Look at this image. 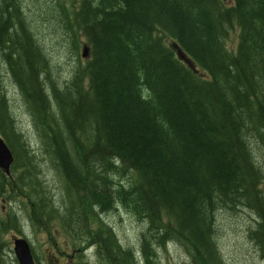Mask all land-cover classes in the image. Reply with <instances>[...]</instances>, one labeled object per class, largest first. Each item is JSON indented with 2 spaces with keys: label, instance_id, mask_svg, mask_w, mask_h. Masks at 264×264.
<instances>
[{
  "label": "trees",
  "instance_id": "obj_1",
  "mask_svg": "<svg viewBox=\"0 0 264 264\" xmlns=\"http://www.w3.org/2000/svg\"><path fill=\"white\" fill-rule=\"evenodd\" d=\"M47 1L49 19L55 11L73 23H59L72 51L80 36L87 42L68 81L52 73L23 0H0V136L13 156L10 175L34 195L33 224L74 247L87 236L113 264H153V248L176 241L192 264H227L216 214L246 208L264 257V0H77L72 9L70 0ZM3 76L32 118L33 152ZM44 155L64 184L60 208L36 188ZM10 175L0 169L7 193ZM120 207L146 223L140 261L101 219Z\"/></svg>",
  "mask_w": 264,
  "mask_h": 264
},
{
  "label": "rangeland",
  "instance_id": "obj_2",
  "mask_svg": "<svg viewBox=\"0 0 264 264\" xmlns=\"http://www.w3.org/2000/svg\"><path fill=\"white\" fill-rule=\"evenodd\" d=\"M47 0H23L22 6L27 14L31 29L40 38L43 48L47 52L50 60L51 71L58 74V80L70 79L74 67L84 63L87 59L83 54V46L87 45L83 36L79 37L78 55L75 54L71 46H68V29H63L60 24L66 27L73 25L68 18L65 21L57 19L55 11L51 18L46 12ZM77 0H70L68 6L72 9ZM226 4H233V0H223ZM48 17V18H44ZM64 20V19H63ZM55 22V23H54ZM82 35V34H81ZM238 28L230 32L225 45L229 51L235 52L237 45ZM63 43L67 44L64 48ZM75 54V58L70 55ZM11 80L3 76V84L7 86V96L10 101L11 111L19 128L24 131L27 139L35 147V142L39 144V138L35 127L32 126L31 117L27 108L21 101L17 87H13ZM41 156L38 154V158ZM38 166V165H37ZM39 181L36 188L40 191L41 198L47 201H54L56 207L64 202L65 190L60 175L53 169L47 161L40 162ZM11 173V167L9 169ZM15 188L0 190V264H18L14 251L13 239L25 236L31 246V251L36 257V264H113L108 261L99 248V245L92 240L85 239L87 236H79L80 239L74 247L65 236L51 229V234L44 228H37L38 225L32 222V199L29 191L31 188L23 186L22 180L15 173L10 175ZM6 182V180H4ZM123 181H125L123 179ZM7 185V183H6ZM105 224L112 228L119 244L123 248H130L141 259L140 237L146 229V223L135 218L124 208L109 209L108 212L100 213ZM169 218L164 220L168 222ZM1 221H6L5 227ZM16 225L17 228H14ZM92 228L96 226L90 224ZM256 226V216L246 208H239L236 212L220 210L216 214L215 230L217 246L221 256L227 264H264V257L255 243L249 238V230ZM88 237L90 233L86 230ZM74 238V237H73ZM167 245V244H166ZM154 249L153 264H192L190 255L177 241L169 243L166 247H156ZM34 257V258H35ZM142 264V261H140Z\"/></svg>",
  "mask_w": 264,
  "mask_h": 264
},
{
  "label": "water",
  "instance_id": "obj_3",
  "mask_svg": "<svg viewBox=\"0 0 264 264\" xmlns=\"http://www.w3.org/2000/svg\"><path fill=\"white\" fill-rule=\"evenodd\" d=\"M176 46V45H175ZM89 50L87 46H83V56L87 57ZM177 54L180 58H183L184 61L191 67H193L190 59L186 58L183 53L177 49ZM194 68V67H193ZM13 160L12 154L9 148L6 146L3 139L0 137V169L4 171L5 174L9 173V166ZM13 251L15 258L18 264H36L30 244L27 240L22 237H16L13 239Z\"/></svg>",
  "mask_w": 264,
  "mask_h": 264
},
{
  "label": "bare ground",
  "instance_id": "obj_4",
  "mask_svg": "<svg viewBox=\"0 0 264 264\" xmlns=\"http://www.w3.org/2000/svg\"><path fill=\"white\" fill-rule=\"evenodd\" d=\"M14 88H15V86H14ZM18 93H19V92H18ZM19 95H20V93H19ZM8 99H9V98H8ZM9 104H10V101H9ZM14 118H15V117H14ZM15 123H16V127L19 128V126H18L16 120H15ZM31 123H32V122H31ZM32 126H33V125H32ZM19 129H20V128H19ZM20 131H21V134H23L24 136H26V134L24 133V131H22L21 129H20ZM36 147H38V145H37V143L35 142V147H33L31 143H29L27 148L29 149L30 152H33V149L36 148ZM34 155H35V154H34ZM42 161H44L45 163L48 161L46 155L43 156ZM39 168H40V167H38V174H37V175H39ZM54 170H55V169H54ZM55 171H56V170H55ZM56 172H57V171H56ZM57 173H58V172H57ZM58 174H59V173H58ZM2 222H3V221H2Z\"/></svg>",
  "mask_w": 264,
  "mask_h": 264
}]
</instances>
